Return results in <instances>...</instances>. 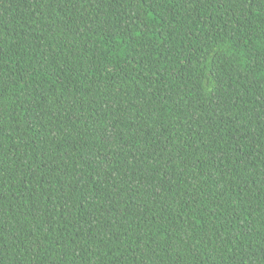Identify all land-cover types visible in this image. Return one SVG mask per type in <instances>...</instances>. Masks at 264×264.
I'll return each mask as SVG.
<instances>
[{
	"label": "trees",
	"instance_id": "16d2710c",
	"mask_svg": "<svg viewBox=\"0 0 264 264\" xmlns=\"http://www.w3.org/2000/svg\"><path fill=\"white\" fill-rule=\"evenodd\" d=\"M0 264H264V0H0Z\"/></svg>",
	"mask_w": 264,
	"mask_h": 264
}]
</instances>
